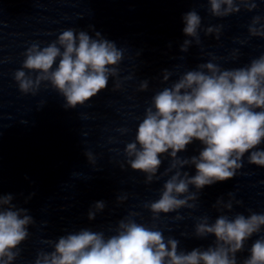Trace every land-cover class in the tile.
Instances as JSON below:
<instances>
[{
  "label": "clouds",
  "instance_id": "clouds-1",
  "mask_svg": "<svg viewBox=\"0 0 264 264\" xmlns=\"http://www.w3.org/2000/svg\"><path fill=\"white\" fill-rule=\"evenodd\" d=\"M208 4L211 15L220 18L239 13L242 8L253 12L258 7L257 0H208ZM182 19L184 35L192 38L185 39L180 46L181 52H187L193 41L201 43V16L191 10ZM222 28L209 26L204 32L219 39ZM248 33L250 37L264 38V16L252 17ZM24 56L22 67L13 74L20 92L35 95L42 84L50 86L64 98L66 109L84 105L97 96L107 88L109 78H114L113 91L122 88L119 65L124 49L100 32L93 37L86 31L65 29L46 46L32 43ZM237 56L238 50H233L232 59ZM217 59L212 56L156 92L138 124L134 140L124 148L126 163L133 171L145 174V183L168 176L159 198L144 205L152 213L153 221L159 220L162 213L195 209L198 193L206 186L234 178L243 167L246 154L249 164L264 167V149L260 148L264 144V53L235 68H223L214 62ZM171 76L170 71L163 70L162 83H167ZM147 89L148 81L143 80L138 90ZM119 131L125 134L128 129ZM195 141L202 145L198 155H178ZM85 155L95 164L91 152ZM165 156L170 159L169 165L158 176L161 157ZM187 167L194 168L195 174L183 170ZM190 186L196 191H190ZM229 196L227 203L218 199L214 207L231 211L234 197L231 193ZM126 199L117 198L119 203ZM13 200L12 194H0V264H13L20 256V245L29 238V227L35 223L29 209L19 207ZM105 207V201H96L88 211V220H94ZM138 215L130 212L120 219L111 235L82 228L55 241L46 240L52 250L39 251L32 264H238L237 253L244 251L253 235L264 230V213H237L231 218L221 214L211 223L204 215L195 224L194 236H214V243L185 251L180 249L179 240L166 238L155 223L151 227L138 223L134 219ZM174 219L184 217L177 214ZM181 235L187 237L188 233ZM248 251L242 264H264V235Z\"/></svg>",
  "mask_w": 264,
  "mask_h": 264
}]
</instances>
